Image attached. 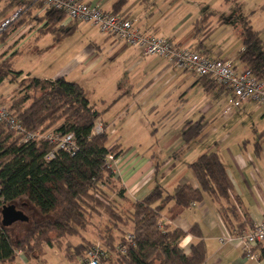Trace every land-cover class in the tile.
<instances>
[{"label": "crops", "instance_id": "0c3cea01", "mask_svg": "<svg viewBox=\"0 0 264 264\" xmlns=\"http://www.w3.org/2000/svg\"><path fill=\"white\" fill-rule=\"evenodd\" d=\"M82 1L132 21L142 34L165 38L179 47L214 59H232L238 71L245 66L239 59L244 47L236 19L248 17L264 40V25L263 28L255 27L264 18V0H258L259 8L253 11L245 9V0L236 4L224 0ZM40 11L45 12L41 7L33 15L41 16ZM225 16L229 26L224 24ZM82 24L66 18L60 26L76 25L73 34ZM33 29V23L18 29L19 48L29 35H34ZM87 29V46L67 65L71 67L69 72L63 68L49 80L65 78L70 81L71 73H79L78 80L73 82L85 90L88 100L101 114L98 123L110 135L108 149L118 146V150L124 152L114 162V169L130 203L117 198L119 207L129 205L131 210L133 202L141 201L157 186L170 192L186 184L197 189L199 185L189 165L204 153L215 151L233 185L231 206L236 208V217L224 218L220 211L229 205L206 196L202 203L180 211L174 221L165 212L162 224L184 232L197 226L207 249L205 264H264V245L256 248L257 258L251 259L238 244L220 243L226 235L237 234L239 229L251 230L264 222V144L259 141L264 127L254 130L251 139L233 140L232 135L221 133L219 142L211 143L216 132L212 126L220 118L223 103L219 102L226 98L225 93L219 90L209 93L200 78L175 68L167 59L145 56L138 47L100 32L93 34L92 29ZM41 38L38 32V39ZM27 75L32 77L31 73ZM256 107L252 114L263 115L264 121V109ZM197 122L205 127L188 149L182 131L186 124ZM180 149L184 152L174 158L173 154ZM157 150L164 152L162 162L157 160ZM74 238L65 239L64 247L74 248L84 241L93 243L85 233ZM199 240L188 235L180 247L188 254ZM96 244H101L100 240ZM110 258L108 255L106 259ZM79 259L76 257L72 261L64 249L44 247L40 254L27 255L19 250L13 259L0 264H74Z\"/></svg>", "mask_w": 264, "mask_h": 264}, {"label": "trees", "instance_id": "16d2710c", "mask_svg": "<svg viewBox=\"0 0 264 264\" xmlns=\"http://www.w3.org/2000/svg\"><path fill=\"white\" fill-rule=\"evenodd\" d=\"M17 1L16 5L11 0L6 10L15 6L18 10L24 9L17 21L18 26L36 21L43 25L40 36L54 34L57 41L75 30L76 25L60 26L66 20L64 13L45 11L43 16L33 17V12L41 5ZM238 1L224 0L228 4ZM237 22L244 47L240 62L245 69L264 80V40L248 17L239 16ZM12 59L0 63V85L9 78L15 80L24 76L22 71L13 69ZM200 79L209 93L219 90L226 94V98L229 96L224 88L208 78ZM20 88V96L10 111L26 131L53 136L72 134L78 150L74 155L57 150L55 157L47 160L58 143L46 139L22 142L21 137H16L6 125L0 124V262L13 259L19 250L27 255L40 254L44 247L64 249L72 261L81 258L97 244L84 241L74 248H65L64 240L82 237L92 226V216L102 212L109 225L100 233V245L111 255L110 259H106L108 256L103 258L102 264H205L207 249L199 228L194 226L189 232L169 229L162 224V219L168 212L174 221L180 211L202 203L206 196L229 205L220 211L224 218L236 217V208L231 206L233 185L215 151L204 153L189 165L198 182L197 189L186 184L170 192L157 186L144 199L133 202L131 210L123 209L109 198L111 194L130 203L114 170L109 168V157L116 161L124 152L119 151L118 146L108 149L109 134L105 127L101 134H93L101 114L90 103L85 90L65 78L46 80L30 75L20 82ZM204 127L197 122L188 123L183 128V142L188 149L201 136ZM259 141L264 144V134L259 136ZM183 152L180 149L173 157ZM6 205H15L25 215L26 210L33 212V219L26 215L29 222L21 223L28 228L16 242L9 232L11 227L2 225L1 212ZM127 233L134 235V245L129 246L125 254L116 253V247L125 243ZM188 235L200 240L187 254L180 243Z\"/></svg>", "mask_w": 264, "mask_h": 264}, {"label": "built area", "instance_id": "2783aa9c", "mask_svg": "<svg viewBox=\"0 0 264 264\" xmlns=\"http://www.w3.org/2000/svg\"><path fill=\"white\" fill-rule=\"evenodd\" d=\"M23 1L29 4L41 5L44 11L62 12L72 21L91 24L99 28L102 34L125 42L129 46L140 48L145 56L163 57L177 69L188 72L198 78H208L224 88L229 94L226 98L227 107L224 113L250 103L264 109V80H260L249 69L238 71L232 59H214L189 48L179 47L165 38L142 34L132 21L125 19L119 14L105 12L97 6L89 5L82 0ZM23 12L24 9H19L0 25V37L12 23L19 19ZM0 124L6 125L16 137H21L22 142L27 143L46 139L58 143L56 150L47 156V160H52L57 150H63L71 155H74L78 150V143L72 134L53 136L50 133L27 132L21 121L12 114L10 107L7 106L1 97ZM103 130L102 124L97 123L93 134H101ZM109 162H111L109 168L115 172V161L112 157H109ZM134 241V235L127 233L125 235V243H121L116 247V253L125 254L127 248L134 245ZM220 243L222 245L238 244L247 257L256 259V248L264 245V222L257 224L251 230L226 235L220 239ZM107 256L108 251L98 244L74 264H102L101 260Z\"/></svg>", "mask_w": 264, "mask_h": 264}, {"label": "rangeland", "instance_id": "374dc122", "mask_svg": "<svg viewBox=\"0 0 264 264\" xmlns=\"http://www.w3.org/2000/svg\"><path fill=\"white\" fill-rule=\"evenodd\" d=\"M10 1L11 0H0V25L13 16L18 10V6H15L10 10H6ZM12 1L17 5V0ZM244 7L247 10L253 11V9L259 8V2L258 0H245ZM208 9L210 10L212 8ZM259 11L258 14L260 13ZM40 12L41 16L45 14L43 11ZM33 17H37V15L34 14ZM218 18L222 19L221 16ZM223 19L226 20V16ZM17 21L9 26L6 33L0 40V63L13 58V69L16 72L23 71L26 74L20 79L11 80V78H9L0 85V97L9 107H11L13 102L20 96V82L27 76V73H31L32 77L34 78L36 77L39 79L49 80L58 72L63 70V68H66L65 71L69 72L71 67L69 68L67 65L72 63L73 58L77 56L78 52L87 46L88 41L85 35V32H88L87 30H89L87 28L92 29L93 34H98L100 32L99 28L91 24L86 25V23H83L72 35L61 38L58 41H55L54 34L42 36L41 39H38V32L41 30L43 25L34 21L32 22L34 24V35H29V39L19 48L18 39L20 37L18 38V29L30 25V23L23 24V26H18ZM224 24L229 26L228 20H226V23ZM263 25L264 18H262V20H260V22L257 23L255 27L263 28ZM237 30L240 34V27H238ZM78 74L71 73L68 79L72 82L75 80L77 81L79 78ZM219 103H223V110L221 109L222 112L220 113V118L217 119L218 121L216 120L217 122L215 123V126H212V128L216 129V132L211 137V143L214 141L216 143L217 141L219 142L220 138L223 136L221 133L232 135V138H234L233 140L239 139L243 141V139H251L254 130L262 129L264 127V121H262L263 115L252 114L256 106L254 107L253 105H244L241 108H233L229 112L224 113L227 107L226 98H222ZM211 123H213V120ZM155 153L158 156L157 160L162 162L164 152L157 150ZM109 196L111 201L116 200L119 202L117 197L111 194ZM24 201L25 200L20 201L19 205H21ZM16 206L18 208V202L16 203ZM122 206L123 209H128L130 207L129 205L123 204ZM26 211V215L30 218L32 217L33 219V212L31 210ZM107 225H109V221L106 215H103L102 213H99L98 215L95 214L92 216V226L87 229L85 234L88 236V239L93 241V244H96V241L100 240V233L104 231ZM27 228V226L21 225V223H17L12 226L9 232L12 236L13 242H16L19 237L23 236L26 233ZM71 240H75V238Z\"/></svg>", "mask_w": 264, "mask_h": 264}, {"label": "water", "instance_id": "95a60500", "mask_svg": "<svg viewBox=\"0 0 264 264\" xmlns=\"http://www.w3.org/2000/svg\"><path fill=\"white\" fill-rule=\"evenodd\" d=\"M2 225L5 228H10L17 223H27L29 218L22 212L16 209L15 205H6L2 212Z\"/></svg>", "mask_w": 264, "mask_h": 264}]
</instances>
